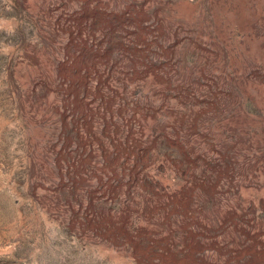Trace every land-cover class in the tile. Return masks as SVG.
Masks as SVG:
<instances>
[{
	"label": "rangeland",
	"instance_id": "rangeland-1",
	"mask_svg": "<svg viewBox=\"0 0 264 264\" xmlns=\"http://www.w3.org/2000/svg\"><path fill=\"white\" fill-rule=\"evenodd\" d=\"M0 264H264V0H0Z\"/></svg>",
	"mask_w": 264,
	"mask_h": 264
}]
</instances>
